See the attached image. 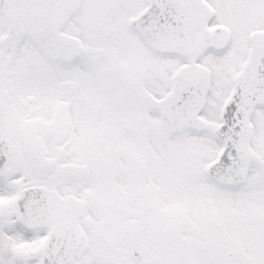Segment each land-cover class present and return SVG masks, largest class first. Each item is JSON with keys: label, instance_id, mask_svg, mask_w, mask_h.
I'll use <instances>...</instances> for the list:
<instances>
[{"label": "snow or ice", "instance_id": "6c2138e0", "mask_svg": "<svg viewBox=\"0 0 264 264\" xmlns=\"http://www.w3.org/2000/svg\"><path fill=\"white\" fill-rule=\"evenodd\" d=\"M0 264H264V0H0Z\"/></svg>", "mask_w": 264, "mask_h": 264}]
</instances>
